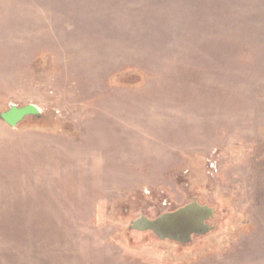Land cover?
Returning a JSON list of instances; mask_svg holds the SVG:
<instances>
[{
  "label": "rangeland",
  "instance_id": "1",
  "mask_svg": "<svg viewBox=\"0 0 264 264\" xmlns=\"http://www.w3.org/2000/svg\"><path fill=\"white\" fill-rule=\"evenodd\" d=\"M12 104L0 264H264V0H0ZM195 198L188 245L130 228Z\"/></svg>",
  "mask_w": 264,
  "mask_h": 264
},
{
  "label": "water",
  "instance_id": "2",
  "mask_svg": "<svg viewBox=\"0 0 264 264\" xmlns=\"http://www.w3.org/2000/svg\"><path fill=\"white\" fill-rule=\"evenodd\" d=\"M33 116L42 117L41 110L33 104L25 106L12 104L6 111L0 113V119L11 127ZM216 213L215 207L202 204L195 198L192 202L156 218L142 215L131 223L130 228L133 231L152 232L161 241L188 245L196 237L214 231L215 226L209 224V221L215 218Z\"/></svg>",
  "mask_w": 264,
  "mask_h": 264
},
{
  "label": "trees",
  "instance_id": "3",
  "mask_svg": "<svg viewBox=\"0 0 264 264\" xmlns=\"http://www.w3.org/2000/svg\"><path fill=\"white\" fill-rule=\"evenodd\" d=\"M39 119V118H38ZM42 119V118H41ZM39 121H41L40 119H39ZM21 124V123H20ZM198 201H199V199H198ZM201 203V202H200ZM203 204V203H202ZM163 214V213H162ZM161 215V214H160ZM160 215H158L157 217H159ZM210 221H213L212 223H211V225H215V219H212V220H210ZM210 221H209V223H210ZM176 244H178V243H176ZM179 245H181V244H179ZM181 246H184V245H181Z\"/></svg>",
  "mask_w": 264,
  "mask_h": 264
}]
</instances>
